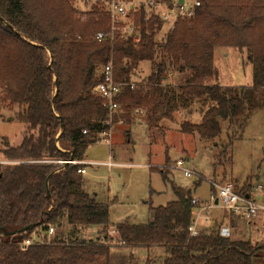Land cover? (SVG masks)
Returning a JSON list of instances; mask_svg holds the SVG:
<instances>
[{"label":"trees","instance_id":"1","mask_svg":"<svg viewBox=\"0 0 264 264\" xmlns=\"http://www.w3.org/2000/svg\"><path fill=\"white\" fill-rule=\"evenodd\" d=\"M109 1L93 0L91 8L83 10L73 0H0V112L17 106V118L27 125L19 146L5 139L0 149V232L30 226L25 232L29 238L36 229L64 223L74 230L27 248L1 242L0 264H94L100 257L111 258L112 245L74 237V232L91 227L108 232L109 204L85 189L78 172L85 165L49 161L85 160L89 144L110 128L108 107L92 88L111 59L115 79L127 83L117 97L122 113L114 121L131 123L132 112L142 111L151 128L199 100L209 104L201 123L186 121L182 131L216 143L223 121L228 130H240L264 103V0H199L195 15L179 18L160 40L164 22L156 15L147 18L142 9L135 17L139 43L119 32L112 40L95 39L98 32L110 30L105 10ZM217 47L246 51L253 65L252 85L217 82ZM145 61L151 62L152 72L133 89L134 72ZM175 73L188 74L177 87L169 82ZM219 146L226 154L230 143ZM161 173L168 181L169 172ZM171 186L177 199L153 207L152 220L116 226L124 247L163 248L162 264H264V241L235 237L233 221L232 234L223 235L216 213L192 236V192L173 182ZM237 192L251 195L248 189ZM130 262L136 264L133 257ZM148 264L154 263L148 259Z\"/></svg>","mask_w":264,"mask_h":264},{"label":"rangeland","instance_id":"2","mask_svg":"<svg viewBox=\"0 0 264 264\" xmlns=\"http://www.w3.org/2000/svg\"><path fill=\"white\" fill-rule=\"evenodd\" d=\"M80 9L89 10L93 0H73ZM83 16L86 17L84 14ZM165 28L158 39L166 34ZM215 66L219 70L217 82L222 86H250L253 84V65L248 60L246 51L234 47H217L215 49ZM152 72L151 62H141L134 72L132 83H141L148 79ZM187 73L171 75L170 83L177 87L185 82ZM93 92V88H92ZM209 104L194 101L188 108H179L170 117L162 119L159 126L149 127L145 120V113L133 111L131 123L120 119L114 121L121 111L109 120L111 143L104 140L100 134L98 140L89 144L86 152L88 161L97 164L85 165L87 172L83 174L85 189L90 194H96L99 201L109 204V225L107 231L129 221L132 224L147 223L152 220V208L165 205L177 199L171 182L182 188L191 190L193 197L203 202L209 201L216 191L213 183L224 184L232 182L235 190L251 191V196L258 200L264 199V103L250 114L242 129L231 128L223 121V134L216 143L203 140L199 134H187L182 131V124L186 121L199 124L203 112ZM19 107H2L0 112V149L4 148L7 139L11 146L17 147L26 135L27 125L17 118ZM230 136V137H229ZM230 143L227 152L218 149L221 143ZM57 145L64 151L60 142ZM222 154V155H221ZM111 157V159H110ZM4 159L0 151V162ZM61 160H67L60 158ZM69 159V158H68ZM186 161V166L197 175L186 176L175 167L177 160ZM59 160V159H57ZM112 160L113 167L101 164ZM167 160L169 162H167ZM6 162V161H5ZM59 164V163H58ZM65 166L64 164H60ZM161 170L169 172V180L163 179ZM214 190V191H213ZM216 214L221 221V232L230 236V223L236 225L238 238H250L254 243L264 241V214L258 219L246 222L228 217L220 207ZM201 224L208 225L202 221ZM203 228V226H200ZM54 237L57 233L74 231L65 223L61 227L54 226ZM229 228V230H227ZM14 231V230H13ZM103 232L101 228L91 227L74 232V237L94 239ZM25 232L8 235L0 232V243L8 241L18 245L25 236ZM115 238V235H112ZM165 251L163 248L134 249L114 245L111 258L100 257L94 264H148V259L154 264H162Z\"/></svg>","mask_w":264,"mask_h":264},{"label":"built area","instance_id":"3","mask_svg":"<svg viewBox=\"0 0 264 264\" xmlns=\"http://www.w3.org/2000/svg\"><path fill=\"white\" fill-rule=\"evenodd\" d=\"M200 6L199 0H110L105 3V10L110 18V30L109 32H98L95 35V39L98 41L109 38L112 40L116 32H119L124 38H132L134 43H139L141 40L140 28L136 25V14L141 13V10L146 11L147 18L156 15L164 22V29L167 31L174 28L179 18H191L195 15L196 9ZM85 18V16L83 17ZM171 76V75H170ZM100 80L93 86V93L104 99L106 106L108 107L109 120L120 112V104L117 101V97L122 92L125 82H119L115 79L114 63L111 59L106 65L101 67L99 71ZM131 87H136L135 83L130 82ZM108 120V124L110 125ZM87 131L85 130L84 133ZM101 134L104 135V140L111 143L110 132L104 131ZM50 162H56L64 164L65 166L72 164H85L84 160H75L73 158L67 160H49ZM108 166H113L115 163L108 161L105 163ZM175 167L182 170L186 176H195L197 173L186 166V161L179 159L175 163ZM79 173L84 174L86 170L80 168ZM216 187V191L210 196V200L203 202L200 199L194 197L193 204V220L189 227V231L192 236L200 234L202 225L201 222L210 223L214 217L216 209L220 207L224 212L228 214V217H236L239 220L246 222H253L258 219L260 213L264 214V199L258 200L251 195H241L234 187L232 182H226L224 184L213 183ZM260 191H264L262 185L257 187ZM216 200L218 203L216 204ZM230 228V226H229ZM229 228L227 230H229ZM54 226H49L47 230L36 229L29 238H24L18 242V246L21 248H27L31 245L37 244H49L54 240ZM223 235H226L222 232ZM115 235V238L112 237ZM118 231L114 229L108 231L106 235L99 233L96 239H100L107 245L123 246L124 241L117 238Z\"/></svg>","mask_w":264,"mask_h":264},{"label":"water","instance_id":"4","mask_svg":"<svg viewBox=\"0 0 264 264\" xmlns=\"http://www.w3.org/2000/svg\"><path fill=\"white\" fill-rule=\"evenodd\" d=\"M218 203V200H216V204ZM30 228V226H26V227H23L21 229H18L17 231H7L6 229H3L4 232H6V234L8 235H13V234H17V233H23V232H26L28 229Z\"/></svg>","mask_w":264,"mask_h":264},{"label":"crops","instance_id":"5","mask_svg":"<svg viewBox=\"0 0 264 264\" xmlns=\"http://www.w3.org/2000/svg\"><path fill=\"white\" fill-rule=\"evenodd\" d=\"M110 159H111V157H110ZM84 161H86V163H85L84 165L89 164V162H90L91 164H97V163H98V162L88 161L87 159H85ZM109 161L115 163V165H116V164H120V163H116V162H114V161H112V160H109ZM104 165H106V164H104ZM107 166H108V165H107ZM113 166H114V165H113ZM113 166H109V167H113ZM83 168H84V169L86 170V172H87V169L85 168V166H83ZM86 172H85V173H86ZM216 212H217V211H216ZM216 212H215V213H216ZM202 226H203V228H204V227H206L207 225H203V224H202Z\"/></svg>","mask_w":264,"mask_h":264}]
</instances>
